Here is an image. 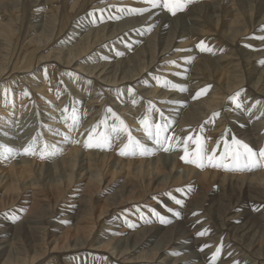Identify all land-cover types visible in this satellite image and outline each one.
Segmentation results:
<instances>
[{"label":"bare ground","instance_id":"bare-ground-1","mask_svg":"<svg viewBox=\"0 0 264 264\" xmlns=\"http://www.w3.org/2000/svg\"><path fill=\"white\" fill-rule=\"evenodd\" d=\"M121 1L0 0V144L13 149L0 157V264H210L221 245L216 264H264V167L199 168L175 139L200 135L217 157L226 130L264 147V0H192L175 16ZM150 103L172 121L169 151L139 123L164 122ZM109 107L148 154L120 155L126 135L85 147ZM45 142L56 153L41 158Z\"/></svg>","mask_w":264,"mask_h":264},{"label":"snow or ice","instance_id":"snow-or-ice-1","mask_svg":"<svg viewBox=\"0 0 264 264\" xmlns=\"http://www.w3.org/2000/svg\"><path fill=\"white\" fill-rule=\"evenodd\" d=\"M147 7L144 8H137L132 9V11L137 13H145L150 12L153 9L159 8L160 10H166L171 15L175 16L177 12L183 11L192 0H143ZM89 15H94L93 13H89ZM258 39L264 40V36L258 37ZM201 51H209L211 52L212 49L206 48L203 42L199 45ZM179 51V50H178ZM107 59V57H104ZM169 63L175 64V61H170ZM264 63V61H261ZM71 75V74H70ZM157 83L160 82V77H155ZM165 87H172L176 88L177 86L165 80L164 82ZM181 91L185 90L183 88L180 89ZM134 90L129 88V93H132ZM204 90H202L203 92ZM27 95V93H25ZM201 95V93H197V97ZM240 96V93H237L235 96L230 97L229 99L234 103L236 109H241L242 104L237 102V98ZM135 103V100H133ZM257 104L260 102L257 101ZM155 109L156 112L159 113V119L164 121L163 123L156 122L154 124L149 122V116H145L143 119L139 121L140 125L142 126L143 132L146 134L147 138L153 141L157 146L163 147L164 151H169L173 147L171 143H167L173 139V137L164 135L169 129L170 124L172 123L165 114L156 109L154 105H149V113H151ZM67 109L64 110L67 113ZM107 113L111 115L112 123L109 124L107 116L105 119L99 121L97 125L92 127L88 131V138L85 141V147H97V148H111L113 141L115 139H119L121 136L126 135L128 143H126L120 149V155H128V154H137L145 155L148 154L149 149L146 144L142 143L139 139L134 137L131 133V130L125 124L124 120L120 118L110 107L106 110ZM220 113H213L212 117L209 121L205 123L214 122L215 118H218ZM64 120L67 122L71 120L72 123L66 124L67 128L70 130L77 129L80 125V118L75 109H73L71 115H64ZM103 126L104 130L98 132L97 130ZM49 132L55 135H62L65 140L69 137L67 134H61L58 129H53L52 127L48 128ZM176 146L183 145V152L184 155L181 156V159L184 160L186 163L195 164L199 168H203L205 166V160L208 164L213 167H223L225 170L229 171H250L255 168L264 167V147L259 148L258 150L254 149L253 146H250L248 143L238 139L236 136L230 135V132L226 130V133L223 135L219 144L222 146V151L219 154V157L216 156L217 149L212 150V154H207L205 149V144L203 138L200 135H196L195 138L193 135L189 134L186 138H179L176 137ZM79 142V141H77ZM189 142L195 145L194 150L190 153L189 152ZM167 143V146L165 144ZM37 137L33 138L32 143H30L27 147L24 148V154H36L37 149ZM0 157L4 156L5 153L9 155L13 152L12 148H9L6 145L0 144ZM56 148L55 145H49L46 142L43 143V148L41 149V158H44L45 155H55ZM194 157V158H190ZM228 161V163H225ZM177 191H182L181 189H177ZM171 195V194H169ZM176 205H183V201L181 199H177L174 196L171 197ZM169 212H172L174 216L179 217L180 213L174 211L173 209L169 208ZM159 216V213H154ZM12 219L15 221L19 219V217L13 216ZM161 222H165L163 218H161ZM171 222V221H168ZM132 225L130 224L129 227ZM208 234V230H202L197 233L198 236H205ZM210 245L204 244L201 246V251L205 248H209ZM222 252V245L216 247L215 252L212 254L210 259V264H216V261L220 258ZM178 252H173L172 255H179ZM229 255H231L229 253ZM233 264H239L238 261H234Z\"/></svg>","mask_w":264,"mask_h":264},{"label":"rangeland","instance_id":"rangeland-1","mask_svg":"<svg viewBox=\"0 0 264 264\" xmlns=\"http://www.w3.org/2000/svg\"><path fill=\"white\" fill-rule=\"evenodd\" d=\"M123 1V0H122ZM121 1V2H122ZM97 7H99V2H98V4L96 5ZM40 11H42L43 12V10L41 9ZM36 14H38V13H36ZM255 31H256V33H258V34H261L263 31H264V29H259V30H256L255 29ZM252 36V35H251ZM70 38L69 37H67L66 38V41L67 40H69ZM250 40H252V41H254V42H258L259 40L257 39V36H252L251 38H250ZM166 66V65H165ZM161 69V68H160ZM168 75H170L169 73H168ZM208 93H210V91H208ZM238 102L239 103H241L242 104V106L244 105V101L241 99V96L239 97V99H238Z\"/></svg>","mask_w":264,"mask_h":264}]
</instances>
